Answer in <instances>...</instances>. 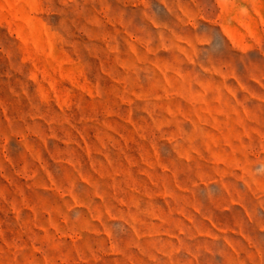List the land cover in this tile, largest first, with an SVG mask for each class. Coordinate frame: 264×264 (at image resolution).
Masks as SVG:
<instances>
[{
  "label": "rangeland",
  "instance_id": "1",
  "mask_svg": "<svg viewBox=\"0 0 264 264\" xmlns=\"http://www.w3.org/2000/svg\"><path fill=\"white\" fill-rule=\"evenodd\" d=\"M0 264H264V0H0Z\"/></svg>",
  "mask_w": 264,
  "mask_h": 264
}]
</instances>
